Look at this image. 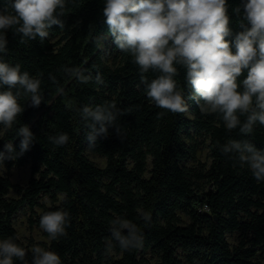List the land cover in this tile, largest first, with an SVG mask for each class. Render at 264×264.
Wrapping results in <instances>:
<instances>
[{
	"label": "trees",
	"instance_id": "trees-1",
	"mask_svg": "<svg viewBox=\"0 0 264 264\" xmlns=\"http://www.w3.org/2000/svg\"><path fill=\"white\" fill-rule=\"evenodd\" d=\"M227 4L235 35L242 29L233 9L242 8V0ZM103 6L104 0H67L64 27L52 26L43 42L20 43V35L12 30L6 34L7 52L0 55L41 78L44 100L30 107L22 97L25 111L0 140V151L11 143L19 153L16 128L26 124L35 136L29 150L4 162L7 170L29 165L30 178L22 188L0 174V240L18 238L16 213L26 208L35 214L45 197L50 206L29 222L39 227L45 211L69 212L66 236L51 240L42 230L50 240L47 249L62 264H264V181L241 167L234 153L221 151L229 140H247L264 150V127L257 124L248 135L238 128L229 132L216 115L201 114L193 100L187 101L192 118L157 108L146 96L138 65L114 44ZM3 7L6 0H0ZM64 68H79L92 80L81 83ZM97 74L102 83L96 82ZM145 75L150 81L157 73ZM184 77L179 68L176 80L187 99ZM105 101L126 112L116 121L122 135L110 127L109 135L92 146L78 109ZM59 133L68 134L67 144L50 142ZM196 137L208 142V164L196 159ZM86 148L104 158L105 165L90 161ZM10 189L20 197L8 198ZM143 213L150 214L149 222ZM117 217L137 225L143 237L139 247L122 250L112 239L111 221ZM229 235L235 236L234 243ZM16 242L32 247L31 241ZM25 259L31 264L30 251Z\"/></svg>",
	"mask_w": 264,
	"mask_h": 264
},
{
	"label": "clouds",
	"instance_id": "clouds-1",
	"mask_svg": "<svg viewBox=\"0 0 264 264\" xmlns=\"http://www.w3.org/2000/svg\"><path fill=\"white\" fill-rule=\"evenodd\" d=\"M102 11L114 44L138 65L146 96L157 108L187 113V101L193 100L201 114L216 115L229 132L238 128L248 135L257 124L264 127V0H242V8L233 9L242 29L235 35L229 26L227 0H104ZM66 13L67 0H6V7L0 8V54L7 52L8 30L21 36L20 43L37 38L43 42L52 26L64 27ZM179 68L185 70L190 90L187 99L176 80ZM63 71L81 83L92 80L79 68ZM149 71L157 73L150 81L145 75ZM95 80L103 82L99 74ZM41 84V78L22 71L20 63H8L0 55V140L16 126L25 104L39 107L42 103ZM58 91L63 93L62 88ZM22 97L25 104L20 102ZM78 111L90 145L94 146L98 137L106 138L110 127L121 138L116 121L126 112L114 101L84 105ZM15 134L21 138L20 152L11 143L6 152L0 151V173L5 171V160H16L35 140L26 124L16 128ZM49 139L63 146L69 136L59 133ZM221 151L234 153L241 167L246 165L258 182L264 181V150L247 140H229ZM142 218L146 223L151 219L148 213ZM69 221V212L57 208L40 216L39 227L51 240H58L67 235ZM110 230L122 250L142 244V233L127 219H113ZM17 239L0 240V264L17 260L28 264L29 251L31 264H62L56 252L39 245L25 249Z\"/></svg>",
	"mask_w": 264,
	"mask_h": 264
},
{
	"label": "rangeland",
	"instance_id": "rangeland-1",
	"mask_svg": "<svg viewBox=\"0 0 264 264\" xmlns=\"http://www.w3.org/2000/svg\"><path fill=\"white\" fill-rule=\"evenodd\" d=\"M186 116L188 118H192V115L189 113V111L186 113ZM194 140L198 141L196 143L198 148L196 152V159L199 160L200 162L208 164L209 149L207 147L208 144L207 140H204L201 137H196ZM85 155L90 161L94 162L97 166L103 167L105 165V159L92 152L89 148L85 149ZM0 174L8 175L12 185L23 188L26 186L30 178V169H29V165H24L18 168L14 167L11 168L10 170H7L5 167V171ZM7 197L10 199H18L20 196L17 194L15 189H10L7 194ZM39 202L41 205L34 209L35 214H40L43 210L42 209L43 207L50 206L49 201L45 197H41ZM35 214H31L26 208L21 209L16 213L13 219L14 228L18 234V238L22 242L28 243L29 241H31L32 246L39 245L41 247L47 248L50 240L42 234V229L40 227L36 226L35 223L33 222H29V217L31 215H32V219L35 220ZM228 241L230 243H234L235 236L229 235Z\"/></svg>",
	"mask_w": 264,
	"mask_h": 264
}]
</instances>
